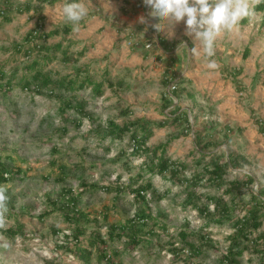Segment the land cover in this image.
<instances>
[{"label": "rangeland", "instance_id": "1", "mask_svg": "<svg viewBox=\"0 0 264 264\" xmlns=\"http://www.w3.org/2000/svg\"><path fill=\"white\" fill-rule=\"evenodd\" d=\"M5 1L14 7L28 3L31 9L22 13L12 11L10 21H0V64L7 75L17 69L11 98L6 101L0 95V155L2 158L11 154L13 162L3 159V164L19 171L0 185L7 189L9 208L7 227L0 229V264H84L67 250L76 246L71 234L76 225L65 218L66 214L61 210L64 201L58 199L53 205L63 188H71L74 195L79 193L75 210L87 214L90 219L89 222H81L86 233L79 238L77 246L90 250V264H108L105 259L97 258L94 246H89L87 236L95 232L107 241L103 252L113 255V251H118L114 260L119 264H223L221 257L226 254L228 236L234 231L232 224L225 222L220 226L202 217L191 205L184 206L188 190L184 183L191 174L201 172L211 155L217 154L220 156L217 159L224 163L227 155L233 153L243 156L247 164L236 169L228 168L224 177L226 182L220 187L203 180L195 187L201 197L197 205H204L210 197H222L227 202L233 199L234 217H243L252 206L251 195L264 201V134L260 132L264 128L263 12H254L256 4L253 5V15L247 17V23L240 21L237 31L218 38L213 59L220 67L210 70L202 55L195 56L190 52L194 44L192 38L185 35L183 22L171 25L164 21V30L155 31L168 43H175L173 54L179 59V64L174 66L169 62L168 55L171 54H162L161 60H156L155 48L151 44L144 49L151 61L148 65L140 61L143 58L141 49L135 53L124 52L126 47H130L126 38H118L114 50L107 49L105 44L99 47L102 36L97 34L90 40L79 41L81 24L77 27L65 22L61 15L63 0L52 5L39 0H0V5ZM113 1L123 3V0ZM125 7L132 8L130 4H125ZM149 12L150 8L144 7L141 13L136 11L130 15V26L120 22L115 25L120 27L122 35L136 32L139 38L147 35L153 39L155 32L150 25L160 21L148 18ZM40 16L44 18L41 30L45 32L63 25L71 26L64 46L72 44L70 55L73 58L78 59V53L86 48L77 64L64 65L55 59L42 66L44 71H51L53 78L74 76L77 69L87 65L90 73L95 75V81H101L104 78L102 72L107 70L112 81L122 79L124 86L109 89L104 85L103 94L99 97L94 95L92 87L76 92L77 100L86 102L84 116L71 109L60 113L61 101L56 97L22 91L16 84L23 73L27 74L22 67L40 54L32 52L26 59L22 51L15 52L14 45L29 49L25 39L35 30ZM140 16L148 19L147 25L138 22ZM144 27H151V30H144ZM60 40V37H52L47 44ZM195 46L199 47L198 44ZM245 48L250 50L247 58L242 56ZM236 69L240 72L235 75ZM180 74L184 75L183 81L177 85L171 83L175 80L170 79ZM165 77L170 81L169 85L161 83ZM171 85L184 90L179 101L174 99L173 106L163 109L161 97L171 90ZM188 92H192L194 98H188ZM55 93L61 98L72 95L62 88H57ZM175 106L188 112L190 131L188 129L182 134L184 125L171 123L170 112ZM127 109L130 113L123 116L121 111ZM79 117L82 123L77 126ZM136 119L150 123L152 135L145 145L148 154H134L127 134L121 141L98 138V131H107L109 122L122 126ZM158 122H165L164 127H159ZM195 132L214 142L213 147L204 150L208 155L199 164ZM160 145H165L168 157L184 162L187 169L174 180L167 174L165 178L158 175L151 178L148 172L143 171L142 181L145 183L150 178L154 192V195L151 191L146 195L152 218L146 221L139 233L137 245L127 244L125 237L109 239L111 225H124L143 206L127 185L140 171L150 152ZM247 176L254 178L249 187H243L240 193L225 194L229 181H242ZM137 187L133 184L132 189ZM107 207L109 210L105 211ZM212 209L210 205L209 211ZM104 212H107V219L102 218ZM207 222L209 226H206ZM201 229L209 235L211 243L204 244L201 256L191 260L192 256L189 257V250L179 233H189L187 241L197 244L198 239L192 233L196 234ZM9 230L13 234H8ZM262 231L264 220L259 231L253 233V238ZM170 243H174L175 248H182L177 256L170 251ZM237 260V264H258L259 256L245 250Z\"/></svg>", "mask_w": 264, "mask_h": 264}, {"label": "trees", "instance_id": "2", "mask_svg": "<svg viewBox=\"0 0 264 264\" xmlns=\"http://www.w3.org/2000/svg\"><path fill=\"white\" fill-rule=\"evenodd\" d=\"M39 1L47 3L48 5H52L54 2L59 0ZM69 2H71V0H69ZM30 9L31 6L28 3L23 7H21L20 5L14 7L9 1H5L3 5H0V21H10V14H12V11L22 13L25 11L29 12ZM253 11L256 13L263 12L264 23V2L256 4L253 7ZM38 19L39 23L35 26V30L28 33L25 39V41L29 44V49L24 50L22 45H14L15 52L18 53L22 51L23 56L26 59L30 58L29 56L32 52H37L40 54H38L39 56L33 59L29 64L22 67V70L27 71V74L23 73L16 83L22 91L33 92L37 95H44L46 97H56L61 101V106L59 108L60 113H65V111L71 109L74 110L77 114L84 116L86 102L84 100H77L76 92L81 91L85 87H92L94 95L99 97L103 94L104 85H106L109 89H113L115 87L120 89L124 86L122 79L116 80L115 82L112 81L107 70H104L102 72L104 78L101 81H95V75H92L90 73L87 65H84L80 69H77V71L74 72V76L53 78L52 75L54 74L51 71H44L42 66L44 65L45 67L48 63L53 62L55 59H58V61H60L64 65L69 63L72 65L77 64L79 62L80 56L83 55L86 48H83L82 51L78 53V59L73 58V55H70V48L72 44L69 43L64 46V44L67 43L66 38L71 33V26L63 25L62 27H57L54 30L45 32L41 30L44 21L43 16H40ZM247 20L248 18L246 17L242 19L241 22L245 24L247 23ZM52 37H60L61 40L56 43L47 44V40ZM157 43L161 48H163L164 51H166L165 48H168L169 51L175 49L174 42L168 43L166 40L160 39L158 37ZM139 44V42H135L134 47H141L142 45ZM249 53V48H245L242 56L244 58H247L249 56ZM173 61H176V59L173 58L169 62L172 64ZM237 72L239 73L240 69L235 70V75ZM16 73L17 69H14L10 72L9 75H7L2 65L0 64V81L4 82L0 83V95L1 98L6 101L11 98L10 94L13 88L12 81L17 78ZM175 78L176 77H174V79L171 78L170 80H175ZM169 82L170 81H167L165 77L161 83L169 85ZM57 88H62L65 91L72 92V95L61 98V96L55 93ZM123 90L125 91L126 89L124 88ZM183 90L184 89H181L179 87L177 89V86H175V89L164 92L161 97L163 109H167L173 106L174 99L179 101L181 99ZM186 96L191 99L194 98L191 93H187ZM129 113L130 111L128 109L125 111H121V114L123 116H127ZM170 121L174 125H184L182 134L186 133L188 129L189 131L191 129L188 112L182 111L179 106H175L171 110ZM81 123L82 118L79 117V119L76 121V125L80 126ZM164 124L165 122L157 123L159 127H164ZM258 125L262 124L259 123ZM227 129L230 131L229 127H227ZM260 132L264 134V128L260 129ZM126 134L129 136V146L133 149L134 154L149 151L147 148H145V145L152 135V131L150 130V123L146 120L136 119L132 122L125 123L122 126L116 125L113 122H109V129L102 132L101 130L98 131V138L100 140L109 139L111 142L114 140L121 141ZM194 136L195 145L197 148L196 151H198V154L200 155V160L197 161V164H199L202 162L201 160L208 155L204 153V150L213 147L214 142L212 140H205V138L202 137L198 132H195ZM217 157L220 156H218L217 154L211 155L210 160L202 166L201 172L193 173L190 175V179H185L184 184L186 185V188H188V190L186 191L184 206L191 205V207L197 210L202 217L207 218L212 223L218 224L220 226H222L225 222H229L230 224H232L234 231L231 235L228 236L229 245L226 249V254L221 257L223 264H237V258L240 257L245 250L252 251L256 255H258V264H264V231L253 238V233H257L259 231L264 220V201H262L255 195H251V200L253 202L252 206L246 211V214L243 217H234L233 214L235 202L233 201V199L227 202L222 197H210L207 198L208 202L204 205H197V201H199L201 197L196 193L195 187L198 186L203 180L208 181L209 184L215 187H220L224 184V182H226L224 177L227 173L228 168L236 169L247 164V161H244L243 156L234 155L233 153H229L227 155V160L224 163H221L217 159ZM3 159L13 162L11 154L4 155V157L0 159V185L8 182L9 179L16 175L17 172H19L14 169L5 167L2 161ZM54 164L55 163H53L52 165ZM57 166L60 167L59 165ZM141 166L142 167L140 171L136 173V176L133 179H130L127 187L128 190L133 193L136 200L143 206L140 207V209L135 212L132 219L127 220L124 225H111L108 234L109 239L115 238L116 240H121L123 237H125V242L132 246L139 244V233L146 225V221L152 218L150 209L148 207L149 201L147 200L146 195L150 191L151 194L154 195V192H152L150 178H148V181H146L145 183L142 181V172H148L151 178L153 175H158L161 178H165V175L167 174L169 175L170 179L174 180L177 179L179 175L183 174L187 169V165L184 162H181L179 160H172L166 155L165 145H160L159 147H157V149L151 151L145 161L141 164ZM60 168L63 169L62 166ZM206 175H208L207 178H205ZM139 180H141L140 183ZM253 182L254 178L251 176H247L246 179L242 181L237 179L229 181L225 189V194L229 195L233 194L234 192L240 193L243 187L247 188ZM133 184H137L138 187L132 189ZM83 187H85L84 184ZM106 190L109 191V189ZM117 192H119V189L117 190ZM78 198L79 193L74 195L71 188H63L53 205H56L58 199L63 200L64 203L61 206V210L64 211L67 215H65V218H67L69 221H74L76 225V228L71 233L73 239L76 242V246L74 247V249L67 248V250L73 252L77 260L83 261L84 264H90V250H88L87 248L80 249L77 247L79 246V238L81 236H84L86 233L84 227L81 225V222H89L90 220L87 214L81 211L77 213L78 210H75ZM151 199H153V197H151ZM210 205L213 206L212 211H209ZM107 210H109L108 207L105 209V211ZM106 213L107 212H104L102 214L103 219H107ZM9 216H11V214H9ZM94 221L96 222V219H94ZM208 224L209 222H207L206 226H209ZM202 230L203 229L198 231V233L196 234L192 233V235H194L198 239L197 244L187 241L189 233L185 231H181L179 233L181 241L189 250V257L192 256L191 260H193V258L195 257L201 256L204 244L211 243L209 235L203 233ZM116 231L120 232L115 233ZM8 234H13V231L9 230ZM87 237L89 246L95 247L96 256L99 260L105 259L108 264H119L114 260V258L118 256V251H113V255H107L105 252H103V249H106L107 247V241L104 240L99 235V233L95 232L94 234H90ZM170 245V251H172L176 256L179 252L182 251L181 247L175 248L174 243H170ZM97 246H101V248H98Z\"/></svg>", "mask_w": 264, "mask_h": 264}, {"label": "clouds", "instance_id": "3", "mask_svg": "<svg viewBox=\"0 0 264 264\" xmlns=\"http://www.w3.org/2000/svg\"><path fill=\"white\" fill-rule=\"evenodd\" d=\"M261 2L264 0H143V4L150 8L148 18L160 21L150 25L157 33L164 30V21L171 25L184 23L185 35L191 37L194 44L190 52L195 56L202 55L210 70L220 67L213 59L218 38L237 31L240 21L253 15L252 6ZM90 8L91 0H63L61 15L66 23L78 27L88 16ZM138 22L147 25L148 19L140 16ZM6 192L7 189L0 186V229H6L8 224Z\"/></svg>", "mask_w": 264, "mask_h": 264}, {"label": "crops", "instance_id": "4", "mask_svg": "<svg viewBox=\"0 0 264 264\" xmlns=\"http://www.w3.org/2000/svg\"><path fill=\"white\" fill-rule=\"evenodd\" d=\"M125 4H130V7L132 8L128 9V7H125ZM144 7L146 6L143 4V0H132V1L123 0V3H120L118 1H113V0H93V1L91 0V8H90L89 14L87 17H85L84 20L80 22L81 24L80 29H81L82 34H81V37L78 38V40L81 42H84L86 40L92 39L93 36L97 34V36H102V38L99 40V41H102V43H99V47H100V44H103V45L105 44L107 45V49L109 48L111 50H114V46L116 45V40H118V38L119 39L126 38L127 40H131L132 42L133 41L139 42L140 43L139 45H142L141 47H134V44H135L134 42L133 46L129 48L126 47L127 50H125L124 52L129 50V52L131 51L135 53L141 49L140 51L143 54V58L140 59V61L148 65L151 64L150 63L151 61L150 59L147 58L146 55L148 53L145 52L144 49L146 45L152 44V47L155 48V54H156L155 59L156 60H161L162 54H171V56L168 55V58L170 60H172L173 58L176 59V61H173L172 65L175 66L179 64V59H177L175 57L176 55L173 54L175 49H173L172 51L171 50L169 51L168 48H165L166 51H164L163 48L159 46V44L157 43V38L158 37L160 39H164V38H162L161 35L157 34L154 29L153 31L155 33L152 36L153 39H150L146 34H145L146 36H142V37L140 36L139 38L136 32L135 33L130 32L127 35H124V34L122 35L119 29L120 27H117L115 25L117 24V22L118 23L120 22L121 24L126 23L127 26H130L128 24V21H130L131 19L130 15L134 14L136 11L137 12L140 11L141 13ZM114 18L117 20H114ZM83 21L85 22L83 23ZM144 28H146L147 30H151V27H144ZM117 42H119V40ZM134 58H136V60L139 59L138 57H134ZM125 71L128 72L129 70H125ZM183 76H184L183 74L178 75L175 78V82L172 81L171 83H173L174 85L176 83L179 84L183 80ZM189 82L190 81H188V83ZM188 93L192 94V92H188Z\"/></svg>", "mask_w": 264, "mask_h": 264}, {"label": "built area", "instance_id": "5", "mask_svg": "<svg viewBox=\"0 0 264 264\" xmlns=\"http://www.w3.org/2000/svg\"><path fill=\"white\" fill-rule=\"evenodd\" d=\"M134 42H135V41L131 42V40H129V46H130V47L133 46ZM149 46H150V45H146L145 48H149ZM170 89H171V90L175 89V86H174V85H171Z\"/></svg>", "mask_w": 264, "mask_h": 264}]
</instances>
